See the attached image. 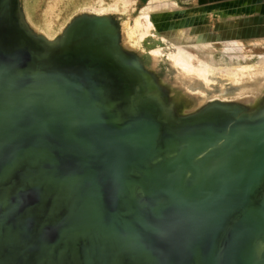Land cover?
<instances>
[{
	"label": "water",
	"instance_id": "95a60500",
	"mask_svg": "<svg viewBox=\"0 0 264 264\" xmlns=\"http://www.w3.org/2000/svg\"><path fill=\"white\" fill-rule=\"evenodd\" d=\"M24 14L0 0V264H264V95L166 119L129 104L170 98L114 15L71 61ZM107 22L137 84L97 58Z\"/></svg>",
	"mask_w": 264,
	"mask_h": 264
},
{
	"label": "bare ground",
	"instance_id": "6f19581e",
	"mask_svg": "<svg viewBox=\"0 0 264 264\" xmlns=\"http://www.w3.org/2000/svg\"><path fill=\"white\" fill-rule=\"evenodd\" d=\"M132 1L133 0L122 1L124 6H126L127 8L125 9V12H127L129 15L131 13V9L128 6L132 3ZM263 1L264 0H257V3L259 5L256 7L251 4L245 5L241 2H238L239 4L238 3H233L229 5L222 4L223 6L200 5V7H195L185 10L179 7L177 1L175 0H149L148 3L135 15L133 24L132 25L130 23L127 24L126 27L128 28L130 43L123 42V46L124 47L129 46L132 48L135 47L144 54L148 55L149 57L158 58L165 56L167 61H169L172 64V66L176 68L181 75L183 74L182 75L183 77L186 78V80H184L180 77V75H175L176 78L178 77V79L182 81L183 86L185 84L184 87L191 93L192 91L190 89H199L202 87L199 82H201L202 84L203 82H205L204 84L205 86L209 85L212 78L217 75L216 74L217 72L227 74L228 76H232L229 77L227 80L234 82L233 84L236 86H242L245 84L250 87L251 85H254L257 79L263 78L262 80L264 81V54L263 53L259 55L257 54L258 59L253 64L251 63L239 64L234 62L235 59H239L237 57L238 53L241 52L244 48V44H243L244 39L241 38L240 33L237 30L238 28L237 24L239 26L241 20L244 21L248 19L249 21V19L252 17H257L258 15L264 14V4H262ZM117 3H115V5H110L109 6L110 8H108V10L95 8L94 11H96V14L97 13L102 14L104 13V11H109V10L114 11V9L117 10V8L119 10L120 7L119 5H117ZM106 14L107 13H104L103 15ZM119 14L121 15V13ZM23 17H25L26 22L29 23L27 15L24 14ZM258 19L259 18H257L256 20ZM87 20L89 19L86 17H81L76 21H74L73 24L70 26V28L68 27V29L64 32V35L59 41H57V39L55 38L56 36H53L51 38L47 37L48 35L45 36L48 42L51 41L48 44L49 47L52 49L53 48L59 49L63 47L62 48L63 51L61 52V54L66 55L67 58H71L70 60L72 61L73 50L71 46L74 45V42L72 41L73 37L67 40V35L68 33L69 35H71L72 33L73 35L74 34L76 35L75 32L80 31L82 25L83 27H85L86 25L88 26V23L86 22ZM208 20H214L215 26L214 27L211 26L212 25L210 23L211 21ZM94 24L95 23L92 22L90 24L91 27ZM106 24H108V22L102 24V26L108 30L107 33L110 36L106 38V42L103 43L102 48L100 50H97L98 52L97 58L101 61L107 60L113 66L119 65L125 71L127 80L137 84V78L135 77L136 75H134L132 71L126 70L125 63L123 62L125 61L129 64L130 63L134 64L131 58L133 57V55H130L127 52L126 53L121 52L118 49L116 51L113 50L115 46L114 40L116 37L112 36L109 33L111 29L108 28ZM100 25L101 24L96 23L94 27L96 29H101ZM221 32L226 35V38L222 39L220 35ZM242 33L246 35V30L244 29ZM14 35H15V39H19L20 41L23 42H28L23 39L24 37L22 33H20V30L18 28L15 29ZM53 38L55 39L53 40ZM261 40L264 41V39ZM258 41L260 40L256 39L255 44H257V46H258ZM216 43L223 44L222 53L223 55H226L228 57L226 66H218L220 64H218L217 61L213 59L212 54H214L213 53L214 50L212 51V49L214 47H212V45L213 44L215 45ZM23 47L25 46L23 45ZM132 48H130V50ZM202 51H204L203 58H201L199 55V53H202ZM116 55H118L119 57H116ZM254 56L256 55L254 54ZM248 77L250 79H247ZM256 88L258 87L256 86ZM231 89L232 88H229L228 90ZM249 89L251 92L259 91L258 89L254 90V88H249ZM261 91L264 92V82L261 83L260 85V92ZM198 92L201 94V97H203V99L209 96L206 92L204 91L202 92L200 90H198L195 93ZM243 92H247V91L244 90ZM133 96L134 97L131 96L129 97V104H133V105L147 104L149 106H155L159 112L164 111L165 109L164 106L165 104L167 105L162 95L161 98L163 99L164 102L163 101L161 102L159 96H158L159 101H156L146 96L142 97L136 92ZM254 97L258 98V96H254ZM217 98L218 97H216V99ZM222 110L225 111L224 113H221L224 114L223 117H226L227 119H232L233 116L230 111L224 109ZM218 111L219 110H217L216 112ZM168 112L169 113L165 114L164 118L172 119L174 116H176V114H174L173 116L172 111L169 110ZM213 113H215V110L208 113L207 114L208 116H205L204 118L209 119L211 116H214ZM204 118L201 114L200 116L196 117L193 121L199 119L204 120ZM233 118L236 119L235 116Z\"/></svg>",
	"mask_w": 264,
	"mask_h": 264
},
{
	"label": "rangeland",
	"instance_id": "374dc122",
	"mask_svg": "<svg viewBox=\"0 0 264 264\" xmlns=\"http://www.w3.org/2000/svg\"><path fill=\"white\" fill-rule=\"evenodd\" d=\"M117 1L118 0H23V9H24V13L27 15L29 24L33 28L35 33L37 34L42 33L41 35H43L44 37L48 35L47 37H50V38L53 36H56L55 38L57 39V41H59L62 38V36L64 35V32L68 29V27L70 28L73 22L77 20L76 18L77 16L84 17L86 16V14L99 16V17L114 15L118 22V25L120 26L121 44L123 46V42L130 43L128 28L126 27L127 24L129 23L131 25L133 24L135 15L148 3L149 0H133L132 3L128 6L131 9L130 15L127 12H125V9L127 8L122 3L123 0L122 1L119 0L118 3ZM175 1H177L179 7L185 10L190 9V8L200 7V5L202 6L203 5L204 6L205 5L206 6L207 5L223 6L224 4L229 5V4L238 3V2H241L245 5H248V4H251L253 6L259 5L257 3V0H233V1L231 0H223V1L222 0H175ZM115 3L119 5L120 11L118 10V8H117L118 11L115 9L114 11L113 10L104 11V13H107L106 15H103L104 13L96 14V11H94L95 8L108 10V8H110L109 6L115 5ZM262 4H264V1L262 2ZM119 13H121V15ZM208 21H211L210 22L212 24L211 26L213 27L215 26L214 20H208ZM237 27H238V24H237ZM238 28L237 30L239 31L240 29ZM48 33H51V34H48ZM122 33L125 38L122 36ZM220 35L222 39L226 38V35L224 33L221 32ZM55 38H53V40ZM255 43H256V40L255 42L244 40L243 41L244 48L241 52L238 53L237 57L239 59H235L234 62L239 63V64L255 63L258 59L257 56L261 53L264 54V46H263L264 41L263 40L258 41V46ZM127 47L125 48L128 50L132 48L129 46ZM212 47H214L212 49V51L214 50L213 51L214 54H212L213 59L217 61L218 64H220L218 66H226L228 57L226 55H223L222 53L223 44L216 43L215 45L213 44ZM131 50L136 52L142 58L144 66L148 70L152 71L157 77L158 82L161 83L160 85L161 89H163L168 94V97L170 98V102L168 103L166 97L163 95L167 105L169 106L168 107L165 104L164 107L166 110L172 111L173 114H177V112L178 113L181 112L183 114L195 112V110H197L198 108L210 102H214V101H220V102H226V103L241 102L245 104L246 103L249 104V102L252 101V103L255 104V102L259 100L258 98H261L264 95L263 91L260 92V85L261 83L264 82L262 80L263 78L257 79L254 85H251L250 87L245 84L242 85L243 86L242 87V86H236L233 84L234 82L227 80L229 77H232V76H228L227 74L218 73V72L216 73L217 75L212 78L209 85L205 86L204 85L205 82H203V84L199 82L202 87L199 89H190L192 91L191 93L184 87L185 84L183 86L182 81L179 80L178 77L176 78L175 75H180V77L184 80H186V78L183 77L182 76L183 74L181 75L179 71H177V69L174 68L169 61H167L165 56L154 58V57H149L148 55L144 54L143 52H141L139 49L135 47L132 48ZM254 54L256 56H254ZM199 55L201 58H203L204 51H202V53H199ZM131 58L135 64V61H134L135 59L133 57ZM134 64L130 63V65H134ZM247 79H250V78L248 77ZM256 86L258 88H256ZM229 88H232V89L228 90ZM249 88H254V90L258 89L259 91L251 92ZM198 90L202 92L203 91L206 92L209 96L203 99V97H201V94L199 92L195 93ZM244 90L247 92H243ZM254 96H258V98ZM216 97L218 98L216 99ZM160 100L161 102L163 101L162 98ZM178 104H181L180 108L182 107L183 109L181 108L179 110H175L173 108L175 105L177 106ZM170 107H172L174 110ZM262 107L264 108V105Z\"/></svg>",
	"mask_w": 264,
	"mask_h": 264
},
{
	"label": "crops",
	"instance_id": "0c3cea01",
	"mask_svg": "<svg viewBox=\"0 0 264 264\" xmlns=\"http://www.w3.org/2000/svg\"><path fill=\"white\" fill-rule=\"evenodd\" d=\"M231 1H233V0H231ZM257 18H259V19L256 20ZM239 26H240V28H238V29L241 30V31L239 30L240 36L244 40L255 41L256 39L257 40L264 39V34H263L264 33V14L258 15L257 17H252V18L249 19V21H248V19L244 20V21L241 20ZM244 29L246 30V35L242 33V31Z\"/></svg>",
	"mask_w": 264,
	"mask_h": 264
}]
</instances>
